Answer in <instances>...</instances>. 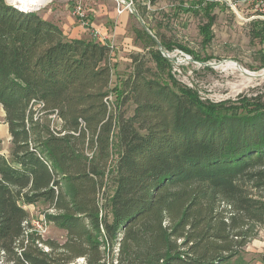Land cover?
Wrapping results in <instances>:
<instances>
[{
  "label": "trees",
  "instance_id": "trees-1",
  "mask_svg": "<svg viewBox=\"0 0 264 264\" xmlns=\"http://www.w3.org/2000/svg\"><path fill=\"white\" fill-rule=\"evenodd\" d=\"M217 4L180 5L206 12V41ZM147 26L113 85L110 45L0 0V264H227L264 224V93L203 99L162 52L193 51ZM38 203L64 241L31 231Z\"/></svg>",
  "mask_w": 264,
  "mask_h": 264
},
{
  "label": "rangeland",
  "instance_id": "rangeland-1",
  "mask_svg": "<svg viewBox=\"0 0 264 264\" xmlns=\"http://www.w3.org/2000/svg\"><path fill=\"white\" fill-rule=\"evenodd\" d=\"M130 1L133 2L132 5L136 10L138 4L146 7V19L149 23L144 21L147 25L151 24L154 28H159L165 41L183 45L193 51L194 54H191L175 46L173 50H169V58L172 60V72L178 81L196 89L203 99L219 102L237 100L244 93H264V79L243 85L238 72L217 69L212 65L214 62L233 60L250 71L264 70V36H256L253 30V22L264 19L255 16L261 13L259 0H215L218 4L211 11L215 21L210 28L211 39L208 41L204 40L201 31V27L208 21L206 12L180 10L183 0H155V3L147 0ZM122 3L123 0H51L34 11L45 17L46 14H51L52 18L57 17L55 21L59 25L60 22H68L70 17L75 19V24H80L74 8L81 4L87 14V20L90 21V27L85 32L88 38H95L93 29L96 27L91 24L92 20L100 19L107 27L105 32L109 36L108 43L112 45V61L115 63L113 85H115L131 73L130 54L142 50L141 42L136 40L134 33L135 27L142 26L141 22L132 10L128 9L124 14H119L118 6ZM119 19L127 21L125 31L119 33L120 38L129 36L132 38L130 41L115 39L114 26ZM195 55L199 57L195 59ZM188 56L191 57L190 60H186ZM112 99L114 100V97ZM134 107L135 105L129 101L124 105L123 110L129 116L134 112ZM0 135L2 138L0 149L9 153L11 135L5 120V110L1 104ZM27 208L30 212L31 231L38 232V223L46 220L48 230L43 237L60 242L65 240L66 231L48 220L51 210L46 205L29 204ZM254 233L243 253L227 264H264V224H257Z\"/></svg>",
  "mask_w": 264,
  "mask_h": 264
},
{
  "label": "built area",
  "instance_id": "built-area-1",
  "mask_svg": "<svg viewBox=\"0 0 264 264\" xmlns=\"http://www.w3.org/2000/svg\"><path fill=\"white\" fill-rule=\"evenodd\" d=\"M132 4H133V2L130 1V0H127V1L123 0V3L118 6V13L121 14V13L125 12L128 9L131 10V6H133ZM258 5L260 6L261 13L258 14V15H255V16H257V17H264V0H259ZM19 9L24 10V11H30V10L22 9L21 7H19ZM74 13L79 18L80 25L83 28H85L86 30L89 29V27H90V21L87 20V14H86V12H85V10H84V8L82 7L81 4H78V5L75 6ZM93 33H94V36H95V39L96 40H98V41H100L102 43H105V44L110 45L108 43L109 36L106 34L105 31H103V30H101L99 28H94L93 29ZM110 46L112 47V45H110ZM162 52L168 58L170 57V51L169 50L163 49ZM190 59H191L190 56H188L186 58V60H190ZM110 100H112V96H110ZM50 210H53V209H50ZM38 227H39V229L37 230L38 231L37 233L40 234L41 236H44V234L48 230V226H47L46 220H44L43 223H38ZM46 249H48V248L46 247Z\"/></svg>",
  "mask_w": 264,
  "mask_h": 264
},
{
  "label": "bare ground",
  "instance_id": "bare-ground-1",
  "mask_svg": "<svg viewBox=\"0 0 264 264\" xmlns=\"http://www.w3.org/2000/svg\"><path fill=\"white\" fill-rule=\"evenodd\" d=\"M10 3L15 4L22 9L31 10L39 9L51 0H8ZM214 68L221 70H231L238 72L242 78V84L247 85L257 79H264V70L261 71H250L243 66H240L236 61H223V62H214L212 63Z\"/></svg>",
  "mask_w": 264,
  "mask_h": 264
},
{
  "label": "crops",
  "instance_id": "crops-1",
  "mask_svg": "<svg viewBox=\"0 0 264 264\" xmlns=\"http://www.w3.org/2000/svg\"><path fill=\"white\" fill-rule=\"evenodd\" d=\"M125 12L121 13L124 14ZM46 18L54 21L55 19H57V17L55 18H52L51 17V14H46ZM58 23V22H56ZM76 21L74 18L70 17L69 21L68 22H65V23H61L60 22V26L62 27V29L64 30L65 34H67L69 37H72V38H81V37H87L88 35L85 34L86 32V29L83 28L80 24H75ZM59 24V23H58ZM94 27L96 28H99L103 31H105V29L107 30V27L105 24H103L100 19L99 20H92V23H91ZM127 25V21L126 20H121L119 19L117 22H116V25L114 26L115 28V31H114V35H115V39L118 40L121 39L123 40L124 42L126 41H130L132 38L131 37H122L120 38V32L122 31H125V27ZM113 28V27H112ZM112 35V34H111ZM132 48H135L134 45H131ZM116 54V53H114Z\"/></svg>",
  "mask_w": 264,
  "mask_h": 264
},
{
  "label": "water",
  "instance_id": "water-1",
  "mask_svg": "<svg viewBox=\"0 0 264 264\" xmlns=\"http://www.w3.org/2000/svg\"><path fill=\"white\" fill-rule=\"evenodd\" d=\"M127 1V0H125ZM8 3H10L8 0H7ZM11 4V3H10ZM15 7L19 8V6L13 4ZM35 9H31L30 11H34ZM131 10L133 12V14L140 20L141 22V25L144 29H146L150 34H152V31L148 28L146 22L144 21V19L140 16V14L138 13V11L134 8V6H131ZM207 65H210V64H207Z\"/></svg>",
  "mask_w": 264,
  "mask_h": 264
}]
</instances>
